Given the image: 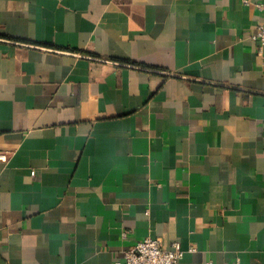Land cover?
<instances>
[{
    "label": "crops",
    "instance_id": "crops-1",
    "mask_svg": "<svg viewBox=\"0 0 264 264\" xmlns=\"http://www.w3.org/2000/svg\"><path fill=\"white\" fill-rule=\"evenodd\" d=\"M257 3L0 0V264H264Z\"/></svg>",
    "mask_w": 264,
    "mask_h": 264
},
{
    "label": "built area",
    "instance_id": "built-area-1",
    "mask_svg": "<svg viewBox=\"0 0 264 264\" xmlns=\"http://www.w3.org/2000/svg\"><path fill=\"white\" fill-rule=\"evenodd\" d=\"M263 10L264 3H257ZM251 39L258 43L259 52L264 46V21L257 25L251 34ZM7 154L0 151V160H6ZM192 250V249H189ZM185 250L179 241H172L168 247L163 245L159 237H145L127 248L121 259H116L115 264H177Z\"/></svg>",
    "mask_w": 264,
    "mask_h": 264
},
{
    "label": "water",
    "instance_id": "water-1",
    "mask_svg": "<svg viewBox=\"0 0 264 264\" xmlns=\"http://www.w3.org/2000/svg\"><path fill=\"white\" fill-rule=\"evenodd\" d=\"M8 41H10V42H13V43H19V42H17V41H12V40H8ZM128 66H131V67H137V66H134V65H131V64H127ZM143 68V67H142ZM143 69H146V68H143Z\"/></svg>",
    "mask_w": 264,
    "mask_h": 264
}]
</instances>
